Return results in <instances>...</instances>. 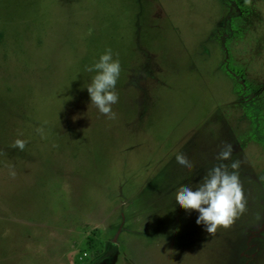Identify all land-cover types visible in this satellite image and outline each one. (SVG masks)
I'll return each instance as SVG.
<instances>
[{"label":"rangeland","instance_id":"374dc122","mask_svg":"<svg viewBox=\"0 0 264 264\" xmlns=\"http://www.w3.org/2000/svg\"><path fill=\"white\" fill-rule=\"evenodd\" d=\"M225 144L246 210L208 235L175 193ZM0 264H264V0H0Z\"/></svg>","mask_w":264,"mask_h":264},{"label":"clouds","instance_id":"9594fccd","mask_svg":"<svg viewBox=\"0 0 264 264\" xmlns=\"http://www.w3.org/2000/svg\"><path fill=\"white\" fill-rule=\"evenodd\" d=\"M245 2L251 3V0H245ZM86 71L96 72L87 86L91 104L100 114L114 119L112 105L118 101L115 87L121 71L119 60H114L111 49H107L99 57L98 62L87 67ZM36 131L44 138L43 128H37ZM26 143L25 140L16 139L11 147L23 151ZM232 153L233 145L225 144L216 156L221 163L207 172L195 190L185 185L175 193V200L182 209L189 213L192 211L199 213L196 223L203 225L208 235H214L219 228H229L246 210V200L239 175L241 161L223 163L230 160ZM176 161L188 169L193 167L183 154H178ZM10 174L14 176L15 172Z\"/></svg>","mask_w":264,"mask_h":264}]
</instances>
